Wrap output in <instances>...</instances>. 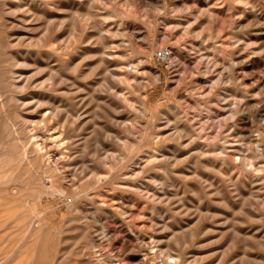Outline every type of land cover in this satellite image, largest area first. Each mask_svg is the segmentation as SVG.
Listing matches in <instances>:
<instances>
[{
	"label": "rangeland",
	"instance_id": "1",
	"mask_svg": "<svg viewBox=\"0 0 264 264\" xmlns=\"http://www.w3.org/2000/svg\"><path fill=\"white\" fill-rule=\"evenodd\" d=\"M14 1L0 0V124L29 111L41 118L49 106L55 123L0 125V264H144L130 261L138 247L130 231L157 243L159 264L169 253L180 264H264V172L239 171L221 145L240 137L225 94L240 106L241 92L264 104V0H34L33 13ZM161 46L166 59L156 56ZM216 60L233 74L218 78ZM8 74L24 80L19 91ZM16 92L39 100L25 108ZM247 113L255 133L264 131V111ZM21 127L50 133L56 140L36 137L42 163L51 152L60 162L46 170L41 159L22 160ZM230 175L255 178L252 202V183L227 185Z\"/></svg>",
	"mask_w": 264,
	"mask_h": 264
},
{
	"label": "bare ground",
	"instance_id": "2",
	"mask_svg": "<svg viewBox=\"0 0 264 264\" xmlns=\"http://www.w3.org/2000/svg\"><path fill=\"white\" fill-rule=\"evenodd\" d=\"M2 1V0H1ZM33 1L34 0H24L23 1V3H22V1H14L15 2V5L17 6V7H20L21 6V4H27L28 3V7H27V10H30L32 13L33 12H35L34 11V9H33V6L35 5V3L36 2H34V5H33ZM126 1V0H125ZM130 1V0H129ZM147 1V0H146ZM256 2H258V1H256ZM63 3V2H62ZM38 5H39V3H37ZM12 5V4H11ZM14 5V6H15ZM33 5V6H32ZM210 5V4H209ZM13 6V7H14ZM43 6V5H42ZM42 6H40V8L42 7ZM12 7V6H11ZM11 7H10V9H11ZM12 7V8H13ZM24 7H25V5H24ZM35 7V6H34ZM46 7V6H45ZM44 7V8H45ZM257 7V6H256ZM7 8H8V4H7ZM37 8V7H36ZM39 8V9H40ZM16 9V8H15ZM23 9V8H22ZM25 9V8H24ZM219 9V8H218ZM7 10V9H6ZM259 10V9H258ZM16 11H20V10H16ZM46 11V10H45ZM240 11V10H239ZM250 11H251V9H250ZM21 12V11H20ZM23 12V11H22ZM218 12V11H217ZM242 12V11H241ZM253 12V11H252ZM41 13V12H40ZM250 13V12H249ZM107 14V13H106ZM113 15V14H112ZM209 15L210 16H214V12H209ZM254 15L257 17V15H259V14H257V13H255L254 12ZM106 16H108V15H106ZM21 18H22V20L23 21H26L27 20V18H28V16H27V14L26 13H21ZM30 20V19H29ZM253 20V19H252ZM17 21H18V19H17ZM208 21V20H207ZM251 21V20H250ZM255 21V20H254ZM253 21V22H254ZM13 22V21H12ZM259 22V21H258ZM257 21H256V23H258ZM3 23V22H2ZM5 23V22H4ZM7 23V22H6ZM211 23H212V20H211ZM24 24H26V23H24ZM29 24V23H28ZM239 24V23H238ZM250 24V23H249ZM7 25V24H6ZM48 25V24H47ZM100 25V24H99ZM256 25V24H255ZM240 26V25H239ZM47 29H49V28H47ZM254 29H260V27L258 26H256V27H254ZM195 30V29H194ZM121 32V31H120ZM122 33H123V31H122ZM118 34V33H117ZM8 35V34H7ZM244 37V36H243ZM245 38V37H244ZM264 38V37H263ZM247 39V38H246ZM250 39V38H249ZM120 40V39H119ZM44 41H46L45 39H44ZM43 41V42H44ZM121 41V40H120ZM253 41V40H252ZM53 42V41H52ZM105 43V42H104ZM201 43V42H200ZM4 44V43H3ZM40 44V43H39ZM195 44V43H194ZM52 45H53V43H52ZM244 45V44H243ZM64 47H65V45H63ZM198 46V45H197ZM213 46V45H212ZM252 46V45H251ZM217 47V46H216ZM245 47H246V45H245ZM202 48V47H201ZM212 48V47H211ZM214 49V48H213ZM49 50V49H48ZM257 50V49H256ZM255 50V51H256ZM251 51V50H250ZM259 51V50H258ZM208 52V51H207ZM31 53V52H30ZM37 53V52H36ZM254 53V52H253ZM16 54V53H15ZM32 55V54H31ZM44 55V54H43ZM46 55V54H45ZM44 55V56H45ZM27 56V55H26ZM34 56H36V55H34ZM37 56H38V54H37ZM240 56V55H239ZM24 57V56H23ZM33 57V56H32ZM47 57V56H46ZM232 57V56H231ZM237 57V56H236ZM21 58V57H20ZM38 58V57H37ZM25 59H27V58H25ZM29 59V58H28ZM33 59V58H32ZM35 60V59H34ZM233 60H234V62L233 63H236L235 62V57L233 58ZM1 61V60H0ZM36 61V60H35ZM215 63H214V68H215V71H216V73H217V76H218V78H223L224 77V75H225V73H226V70L228 69V67L225 65V61L224 60H216V61H214ZM248 62V61H247ZM5 63V62H4ZM4 63H2V64H4ZM256 63H258V62H256ZM9 64V63H8ZM50 64V63H49ZM247 64V63H246ZM259 64V63H258ZM22 65V64H21ZM48 65V64H47ZM260 65V64H259ZM10 66V65H9ZM23 66H25V65H23ZM49 66V68H50V65H48ZM232 66V65H231ZM230 66V68L228 69L229 70V73H230V75L231 74H233L232 73V67ZM4 67H8V66H4ZM12 67V66H11ZM19 67H20V64H19ZM19 67H17V68H19ZM52 67V66H51ZM242 67V66H241ZM262 67V66H261ZM21 68V67H20ZM48 68V67H47ZM6 69V68H5ZM24 69V68H23ZM54 69V68H53ZM56 69V68H55ZM260 69V68H259ZM11 70V69H10ZM13 70V69H12ZM22 70V69H21ZM263 70H264V68H263ZM9 71V70H8ZM51 71V70H50ZM36 73V72H35ZM52 73V72H51ZM4 74V73H3ZM25 74V73H24ZM34 74V73H33ZM1 75V74H0ZM50 75H52V74H50ZM216 76V75H215ZM11 77H13V76H11V75H7L6 76V81L9 83V85H11L13 88H11V90L13 89H16V90H20V88L22 87V83H21V81H24V80H21V78H19V79H13V78H11ZM62 77V76H61ZM33 78V77H32ZM258 79V81H263V79H264V77L263 76H259V78H257ZM51 80H48V82H50ZM247 81V80H246ZM1 82V81H0ZM6 82V83H7ZM32 82V81H31ZM30 82V83H31ZM34 82H36V81H34ZM33 82V83H34ZM39 82H41V81H39ZM38 82V83H39ZM251 82V81H250ZM7 83V84H8ZM6 84V85H7ZM45 84V83H44ZM52 84V83H51ZM5 85V86H6ZM48 85V84H47ZM28 86V85H27ZM37 86H38V84H37ZM41 86V85H40ZM44 87V86H43ZM45 87H46V85H45ZM5 88H7V87H5ZM9 88V87H8ZM36 88V87H35ZM49 88V87H48ZM37 90H38V88H36ZM46 89V88H45ZM35 90V89H34ZM7 91V90H6ZM36 91V90H35ZM45 91V90H44ZM235 91V90H234ZM234 91H232V95L234 96V97H236L237 96V93L236 92H234ZM8 92V91H7ZM23 92H24V90H23ZM9 93V92H8ZM21 93V92H20ZM44 93V92H43ZM24 93H22V95H23ZM50 94V93H49ZM250 94V93H249ZM248 93H244V92H241L240 93V95H239V97L241 96V99L240 100H242V105L240 106V105H238V103H236V102H233V100H230L228 97H226V94H225V96H224V100H225V104H226V108L228 109V110H230V112L234 115V120H233V124H234V126H235V131L240 135V137H238V138H234V136H232L231 134H227L226 136H224L223 137V139H222V143H221V145H222V147H223V149H229V150H231V152H232V155H233V159H234V166L239 170V171H246V172H249V173H251L252 171H253V169H258V170H260V171H262V172H264V148H263V143L262 142H264V131H259L258 133H255V130L258 128H256V127H254V125L253 124H251V123H249L248 122V119H250V118H248V113L247 112H249V114H251V115H254V116H256V117H261L262 115H263V111H264V104L262 103V99H259V98H257V97H255V98H253V95L251 94V95H249ZM10 95V94H9ZM22 95H20L18 92H16V94L14 95V99H15V101L17 102V103H22V105H24V107L26 108H28V106H30L34 101V99H35V97H37V96H39L37 93H32V95H28V96H24V97H22ZM11 96V95H10ZM9 96V97H10ZM28 97H32L33 99H31V100H26V98H28ZM4 98V97H3ZM231 98V97H230ZM233 98V97H232ZM8 99V98H7ZM13 99V100H14ZM48 99V98H47ZM12 100V101H13ZM35 100H39V98L38 99H35ZM40 100H41V98H40ZM45 100V99H44ZM235 100V99H234ZM5 101V100H4ZM8 101V100H7ZM12 101L10 102V103H12ZM47 101V100H46ZM2 102V101H1ZM44 102V101H43ZM3 104L4 103H1V105H0V112H2V110H4V109H2V107H3ZM7 104V103H6ZM14 104V103H13ZM55 104H57V103H55ZM47 105V104H46ZM45 105V106H46ZM60 105V104H59ZM248 105V107L250 108V111H247L246 110V108H245V106H247ZM6 106V105H5ZM8 106V105H7ZM6 106V107H7ZM14 106H17L16 105V103H15V105ZM44 106V105H43ZM45 106H44V108H45ZM55 106V105H54ZM225 106V105H224ZM5 107V108H6ZM12 107V106H11ZM47 107V106H46ZM53 107V106H52ZM62 107V106H61ZM65 107V106H64ZM10 108V107H9ZM14 109V108H13ZM61 109V108H60ZM6 110V109H5ZM9 110V109H8ZM15 110V109H14ZM22 110V109H21ZM44 110V109H43ZM42 110V111H43ZM53 110H55L54 108H51V106H49L48 108H47V111H45V112H43L40 116H41V118H36V117H38V115H35V114H33V112H31V111H29V112H26V114L24 115V116H22L20 113V115H21V117H19V118H17L15 121L13 120V121H11L10 119H11V117H9V120L10 121H3L2 123H25V125H26V123H50V124H52V123H55L53 120H52V116H53V114L55 113H53ZM70 110V109H69ZM7 111V110H6ZM16 111V110H15ZM14 111V112H15ZM18 111V110H17ZM23 111V110H22ZM199 111V110H198ZM8 112V111H7ZM13 111H11V113H12ZM21 112V111H20ZM6 113V112H5ZM4 113V114H5ZM23 113V112H22ZM41 112H39V114H40ZM70 113H72V115L74 114L73 112H70ZM165 113V112H164ZM18 114V115H19ZM69 114V113H68ZM11 115H13V114H11ZM15 115V114H14ZM13 115V116H14ZM70 115V114H69ZM176 115V114H175ZM174 115V116H175ZM17 116V115H16ZM76 116V115H75ZM57 117V116H56ZM179 118V117H178ZM65 119V118H64ZM5 120H7V119H5ZM180 120V119H179ZM179 120H177V121H179ZM181 122V121H180ZM258 122V121H257ZM1 123V124H2ZM0 124V125H1ZM57 124V123H56ZM59 124V123H58ZM180 124V123H179ZM179 124H178V126H179ZM14 125V124H13ZM24 125V126H25ZM75 125V124H74ZM2 126V125H1ZM44 126H46V125H44ZM49 126V125H48ZM56 126V125H55ZM55 126H53V128L55 127ZM69 126V125H68ZM73 126V125H72ZM29 127V126H28ZM40 127V126H39ZM61 127H62V125H61ZM13 128V127H12ZM34 128H36V127H34ZM49 128H50V126H49ZM64 128V127H63ZM69 128H70V126H69ZM75 128V127H74ZM184 129H185V127H183ZM264 128V127H263ZM7 129V128H6ZM31 129V128H30ZM46 129V128H45ZM52 129V128H51ZM57 129H58V127H57ZM187 129V128H186ZM258 129H260L261 130V128H258ZM257 129V130H258ZM42 130V129H41ZM76 130V129H75ZM31 131V130H30ZM34 131V130H33ZM50 131H52V130H50ZM49 131V132H50ZM59 131V130H58ZM68 131V130H67ZM83 131V130H82ZM12 132V131H11ZM20 132H22L23 133V136L25 137V139H26V141H27V146H25L24 144V148L23 149H21L20 150V158L22 159V160H25V161H27V162H33V163H36V162H38V163H40V159H41V165L43 166V168L44 169H46V170H50L51 169V163H53V161L55 160V162L54 163H56V164H58L59 162H60V158L61 157H54L55 155L51 152V150H48V152H51L50 153V158L48 159V157H47V160L45 161L46 162V164L44 165L43 163H45V162H43L42 163V160L44 159V157H41V155H43L44 156V154H41V152L43 153V151H41V148L43 147V146H38V144H36V137L37 136H39V138L38 139H40L41 137L45 140L46 139V134L47 133H43V132H40L39 130H37V128H36V130H35V132L34 133H28L26 130H25V128H23V127H21L20 128ZM32 132V131H31ZM45 132V131H44ZM72 132V131H71ZM5 133V132H4ZM13 133H15V132H13ZM55 133V132H54ZM52 134V133H51ZM57 134V133H56ZM9 135V134H8ZM49 135V137H51L50 136V133H48L47 134V136ZM55 135V134H54ZM65 137V136H64ZM243 137H245V138H247V145H248V147H246L245 145L246 144H244V141H237V140H241ZM69 139H70V137H68ZM13 139H16V138H13ZM51 140L52 139H54V140H56L55 138H53V137H51L50 138ZM18 140V139H17ZM22 140V139H21ZM58 140H59V138H58ZM57 140V141H58ZM25 141V140H24ZM62 141V140H61ZM37 142H39V141H37ZM65 142H66V140H65ZM64 142V143H65ZM13 143V142H12ZM20 143H22V142H20ZM53 143V142H52ZM60 143V142H59ZM2 144V143H1ZM10 144V143H9ZM8 144V145H9ZM17 144V143H16ZM49 144V143H48ZM51 144V143H50ZM20 145V144H19ZM22 145V146H23ZM40 145H41V143H40ZM60 145H63V143L62 144H60ZM65 145H67V142H66V144ZM64 145V146H65ZM12 146H14V145H12ZM51 146V145H50ZM46 147V146H45ZM169 147V146H168ZM16 148V147H15ZM22 148V147H21ZM50 148V147H49ZM53 148H54V145H53ZM60 148V147H59ZM59 148H58V150H59ZM162 148V147H161ZM164 148V147H163ZM174 148V147H173ZM45 149V148H44ZM48 149V148H47ZM46 149V150H47ZM55 149V148H54ZM62 149V148H61ZM60 149V150H61ZM45 150V151H46ZM57 150V151H58ZM63 150V149H62ZM164 150V149H163ZM54 151V150H53ZM17 152V151H16ZM161 152V151H160ZM28 153H31L30 154V156H29V154ZM60 153V152H59ZM163 153V152H162ZM17 154V153H16ZM15 154V155H16ZM47 154H49V153H47ZM57 154V153H56ZM164 154H165V152H164ZM46 155V154H45ZM68 155V154H67ZM10 156V155H9ZM8 156V157H9ZM61 156H62V154H61ZM151 156H152V158H150V160L151 159H153V160H157V162H158V155H157V152L156 153H153V151H152V154H151ZM150 156V157H151ZM162 156V155H161ZM1 157V156H0ZM62 157H64V155L62 156ZM171 157V156H170ZM19 158V157H18ZM46 158V157H45ZM1 159V158H0ZM11 160H12V157L10 158ZM50 160H53L52 162L50 161ZM165 160V159H164ZM14 161V160H13ZM12 161V162H13ZM21 161V160H20ZM167 161V160H166ZM166 161H163V162H165L164 164H166ZM156 163V162H155ZM11 164V163H10ZM20 164V163H19ZM18 164V165H19ZM152 164V163H151ZM161 164H163V163H161ZM16 165V164H15ZM14 165V166H15ZM37 165V164H36ZM54 165V164H53ZM153 165H155V164H153ZM167 165V164H166ZM14 166L13 167H11V168H13L12 170H15L14 169ZM34 167H35V165H33ZM58 166H60V165H58ZM37 167V166H36ZM168 167V166H167ZM3 168H4V165H3ZM17 168V167H16ZM2 169V167L0 168V170ZM9 169V168H8ZM12 172H14V171H12ZM38 172L39 171H37V174H38ZM42 173V172H41ZM40 172H39V174H41ZM248 173V174H249ZM253 173V172H252ZM251 173V174H252ZM35 174V173H34ZM11 175H13V174H11ZM33 175V174H32ZM52 175V174H51ZM102 175V174H101ZM31 176V175H30ZM56 176H58V175H56ZM33 177L34 176H32V179H33ZM36 177H38V176H36ZM51 177V176H50ZM97 177V176H96ZM101 177V176H100ZM103 177L104 176H102V179H103ZM32 179H31V181H32ZM37 179H39V177L37 178ZM25 180V179H24ZM250 180V181H249ZM101 181V180H100ZM104 181V180H103ZM102 181V183L104 184V182ZM110 181V180H109ZM109 181H108V184H110L111 183V181H110V183H109ZM253 181H255V178H251V179H248V180H243V181H241V179H240V177L237 175L236 177L234 176V175H230V176H228V178H227V185L228 184H233L234 186H237L238 188H239V186H241L242 184H248V183H252V188H250V189H252V191H251V202H252V199L253 198H255L257 195H258V188H256V184L253 182ZM35 183V182H34ZM79 183V182H78ZM113 183V182H112ZM10 184H11V182H10ZM13 184H15V183H13ZM26 184V183H25ZM29 184H31L30 183V181H29ZM59 184H61V183H59ZM100 184V183H99ZM221 184V183H220ZM219 184V185H220ZM31 185H33V184H31ZM35 185V184H34ZM50 185V184H49ZM56 185V184H55ZM55 185H54V187H55ZM77 185V184H76ZM75 185V186H76ZM94 185V184H93ZM97 185V184H96ZM5 186V185H4ZM10 186V185H9ZM21 186V185H20ZM59 186V185H58ZM63 185H61V187H62ZM245 186V185H244ZM248 186V185H247ZM250 186V185H249ZM36 187H38V186H36ZM73 187V186H72ZM91 187V186H90ZM65 188V187H64ZM222 188H223V186H222ZM18 189V188H17ZM63 189V188H62ZM87 189H89V188H87ZM219 189H221V187L219 186ZM13 190V189H12ZM54 190V189H53ZM63 190H65V189H63ZM67 190V189H66ZM74 190V189H73ZM76 193V192H75ZM95 193V192H94ZM157 193V192H156ZM92 194V193H91ZM98 194V193H97ZM83 196H84V194H83ZM127 196V195H126ZM249 196V195H248ZM85 197V196H84ZM87 197V196H86ZM96 197V196H95ZM117 197H119V196H117ZM129 197V196H128ZM81 198H83V197H81ZM91 198V197H90ZM97 198V197H96ZM99 198V197H98ZM119 198H121V197H119ZM134 198V197H133ZM75 200V199H74ZM78 200H80V202H81V199H78ZM86 200V199H85ZM89 200V199H88ZM134 200V199H133ZM10 201V200H9ZM12 201V200H11ZM73 201V200H72ZM76 201V200H75ZM93 201V200H92ZM90 202V201H89ZM88 202V203H89ZM98 202V201H97ZM77 203V202H76ZM75 203V204H76ZM92 203V202H91ZM94 203V202H93ZM82 204H83V202H82ZM81 204V205H82ZM96 204H99V203H96ZM128 204H130V203H128ZM84 205V204H83ZM93 205V204H92ZM243 205V204H242ZM96 206H98V205H96ZM143 207V206H142ZM105 208H106V206H105ZM108 208V207H107ZM106 208V212L107 213H109V214H111L110 212V210H109V208L107 209ZM76 209H79V208H76ZM81 209V208H80ZM104 209V208H103ZM112 209V208H111ZM140 209V208H139ZM82 210V209H81ZM80 211V210H79ZM218 211V210H217ZM97 212V211H96ZM129 212V211H128ZM253 213V212H252ZM112 214H115L114 212L112 213ZM115 215H117V214H115ZM27 216V215H26ZM78 216V215H77ZM106 216V215H105ZM113 216V215H112ZM111 216V217H112ZM118 216V215H117ZM98 217V216H97ZM110 217V216H109ZM119 217V216H118ZM4 218V217H3ZM77 218V217H76ZM115 219H116V221L118 222V221H122V219H117L116 217H114ZM120 218V217H119ZM121 218H123V217H121ZM28 219V218H27ZM102 219V218H101ZM31 220V219H30ZM97 220V219H96ZM99 220H100V218H99ZM133 220V219H132ZM28 221V220H27ZM113 221V220H112ZM125 221H127L126 219H125ZM29 222V221H28ZM30 222H33L32 220L30 221ZM91 222V221H90ZM94 222V221H93ZM100 221H98V223H99ZM115 222V221H114ZM123 223V222H122ZM130 223H132L131 222V220H130ZM4 224V223H3ZM79 224V223H78ZM81 224V223H80ZM116 224V223H115ZM125 224V223H124ZM33 225H34V223H33ZM75 225V224H74ZM82 225V224H81ZM85 225V224H84ZM91 225H92V223H91ZM100 225H101V228H102V231H103V233L105 234V235H108L109 234V232H110V229L111 228H108V224H106V222L105 221H101L100 222ZM126 225V224H125ZM134 225V224H133ZM80 226V225H79ZM129 227V226H128ZM135 227V226H134ZM38 229H39V226H38ZM38 229H37V231H38ZM114 230V229H113ZM131 230V229H130ZM40 231V230H39ZM98 231V230H97ZM129 231V230H128ZM30 232V231H29ZM35 233H37V232H35ZM243 233H245V232H243ZM72 234V233H71ZM129 237H132V238H134L136 241H137V244H138V247L137 246H135L134 244H133V242H132V244L135 246V247H137V249H135L136 251L135 252H133L132 253V256H131V259H130V261L132 260V259H135L136 260V258L138 257V256H142V260H143V262H144V264H157L158 262H156V260H155V252H156V248H155V245L157 246V243L156 244H153L152 245V243H151V241L149 242L147 239H146V237L144 236V235H141L140 233H136V232H133V231H130L129 233ZM91 235V234H90ZM104 235V236H105ZM28 236V235H27ZM31 236V235H30ZM126 236V235H125ZM29 238V237H28ZM106 239V238H105ZM156 239V238H155ZM94 240V239H93ZM124 240V239H123ZM160 241V240H159ZM158 241V242H159ZM122 242V241H121ZM95 243H97V242H95ZM2 244H4V243H2ZM19 244V243H18ZM264 244V243H263ZM95 246V245H94ZM5 249V248H4ZM35 249V248H34ZM96 249H97V247H96ZM129 249H130V247H129ZM98 250V249H97ZM32 251V250H31ZM67 252V251H66ZM94 253V252H93ZM126 253V252H125ZM10 255H11V253H9ZM28 254H30V253H28ZM100 253H98V255H99ZM102 254V253H101ZM117 254H119V253H117ZM95 255V254H94ZM113 255V254H112ZM252 255V254H251ZM33 256V255H32ZM103 256V255H102ZM108 256V255H107ZM114 256V255H113ZM113 256H112V258H113ZM120 256H122V255H120ZM119 256V257H120ZM125 256V255H124ZM172 256L173 255H170V253H169V256H167L168 258H166V260H165V264H180L179 262H178V260H175L174 259V257L172 258ZM100 257V256H99ZM111 257V256H110ZM117 257V256H116ZM123 257V256H122ZM171 257V258H170ZM101 258V257H100ZM100 258H98V259H100ZM103 258V257H102ZM111 258V259H112ZM125 258V257H124ZM172 259H174V260H172ZM127 260H128V262H129V259H126V263H128L127 262ZM93 261V260H92ZM105 261V260H104ZM106 261H108V260H106ZM112 261H114V259L112 260ZM124 261V260H123ZM122 261V262H123ZM133 261V260H132ZM97 262V261H96ZM118 261H116V263H117ZM121 262V261H120ZM121 262V263H122ZM137 262V261H136ZM106 263V262H105ZM110 263H113V262H111L110 261ZM120 263V264H121ZM135 263V262H134ZM93 264H95V263H93ZM98 264V263H97ZM106 264H108V263H106ZM117 264H119V263H117ZM122 264H124V263H122ZM133 264V263H132ZM140 264V263H139ZM159 264V263H158ZM162 264V263H161Z\"/></svg>",
	"mask_w": 264,
	"mask_h": 264
},
{
	"label": "built area",
	"instance_id": "3",
	"mask_svg": "<svg viewBox=\"0 0 264 264\" xmlns=\"http://www.w3.org/2000/svg\"><path fill=\"white\" fill-rule=\"evenodd\" d=\"M170 54V48L168 46H161L156 51V56L160 59H166Z\"/></svg>",
	"mask_w": 264,
	"mask_h": 264
}]
</instances>
